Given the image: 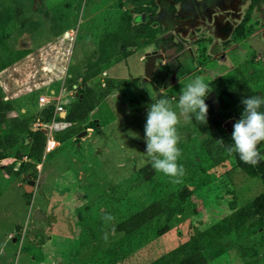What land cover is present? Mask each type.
<instances>
[{
  "label": "rangeland",
  "instance_id": "374dc122",
  "mask_svg": "<svg viewBox=\"0 0 264 264\" xmlns=\"http://www.w3.org/2000/svg\"><path fill=\"white\" fill-rule=\"evenodd\" d=\"M0 2L1 7L10 11L12 21L13 18L19 22L26 20L23 28L9 33L8 42L13 50L26 49L27 52L0 71V86L6 99L14 105L12 114L23 119L41 109L40 94L51 97L47 87L57 92L64 89L70 70L89 62L90 58L98 61V42L101 39L109 42L105 30L135 29V17L130 18V26L125 21L126 15L131 17L127 4L137 11L158 10L151 0ZM203 2V14H208L212 8L224 14L222 19L228 14L224 13L226 4L238 5L235 21L238 26L227 42L217 40L215 50L209 55L215 58L217 52L231 48L234 60H221L227 67L222 64L217 67L212 64L214 61H209L212 65L205 63L208 72L205 82L230 84L244 79L263 95L264 0H259L251 11V0ZM17 10L20 14L15 13ZM168 10L172 15L173 9ZM160 16L157 23L161 19L169 20L168 16ZM223 20L224 26L229 22L233 25ZM213 23L221 30L220 21ZM146 24L149 25L145 27L146 33H131L139 47L135 55L112 65L105 64L103 69L106 78L129 81V86L113 90L79 124L68 141L57 143L44 155L37 177L33 174L29 177L35 181L34 186L27 179L24 181L23 174L17 177L6 171L14 162L13 155L0 163L3 173L0 174V264H150L189 241L197 231L207 230L230 215L234 201L237 209L247 211L248 222L207 247L204 251L207 264H264V222L253 208L254 199L263 192L259 177L252 178L241 171L234 158L223 165L213 164L203 144L207 136L197 133L193 122L184 123L183 117L178 126L181 136L178 147L182 150L178 162L186 170L182 182H170L169 177L157 173L151 166L145 153L149 106L164 97L175 107L181 89L197 77L185 80V86L181 83L168 89L161 86L159 77L143 83L141 57L148 35L154 29L150 21ZM197 33L200 48L205 51L211 48L214 39L209 37L202 23ZM225 54L229 57L227 52ZM161 65L160 62L158 66ZM104 74L102 78H94L91 85L95 87L103 82ZM113 96H120L122 103L116 104ZM73 98V93L63 90L61 101L65 109ZM222 98L228 101L226 96ZM32 128L37 129V123ZM83 131L86 133L79 136ZM263 147L261 143L259 149ZM14 166V170L19 168V164ZM183 186L190 188L193 195L188 198L184 213L169 223L168 230L164 231L167 221L160 216L133 233L116 232L121 221L170 190ZM37 210L43 218L34 217ZM105 212L114 220L105 223L101 219Z\"/></svg>",
  "mask_w": 264,
  "mask_h": 264
},
{
  "label": "trees",
  "instance_id": "16d2710c",
  "mask_svg": "<svg viewBox=\"0 0 264 264\" xmlns=\"http://www.w3.org/2000/svg\"><path fill=\"white\" fill-rule=\"evenodd\" d=\"M130 1L138 2L139 0ZM157 2V0H151V3L156 6L158 5ZM257 2L259 0H253L249 6L250 11L255 9ZM15 13L20 14L18 10ZM12 17L7 8L1 7L0 2V71L22 58V55L24 56L27 52L26 49L13 50L8 42L9 33H12L16 28H23L26 24V20L19 22V19L16 21L14 18L13 22ZM130 18V15L125 16L127 25L130 23ZM138 25L136 24L133 31L128 30L127 27L125 29L120 27V30L118 27L105 30L104 34L109 38V42L105 43L101 39L98 42L99 45L97 44V51L99 54L101 53V58H99L98 54V61L90 58L89 62L86 61L85 64H79L75 69L69 71V77L64 83L63 90L68 94L76 93L77 95H74L73 100L69 102L64 120L73 123V125L56 135L58 142L68 141L75 134V129L79 127V124L83 123L91 112L111 95L113 90L129 86V81H116L112 80V78H106L105 82L101 83L97 81L99 84L95 87L91 83L98 76L102 78L105 64L112 65L135 55L139 47H137V38L135 40L134 37L133 40L131 33L139 32V34H143V32L146 33V28L149 27L146 23ZM148 29L150 30V28ZM79 83L82 84L81 87L78 85ZM215 91L220 97L226 96L228 98V101H224L221 104L223 119L235 116H239V119H241L245 108L241 103L242 99H247L252 95L260 96L258 90H254L244 79L233 80L230 84H224L222 81L217 85ZM5 95L3 88L0 86V163H2L3 159L13 155L14 162L7 167L6 171L13 172L17 177H21L23 174L22 178L25 181L29 179L31 174L37 177V164L41 163L42 158L46 154L47 137L41 128L33 129L32 125L37 122H51L54 118L55 104L54 102H49L37 113L23 119L12 114L15 110L14 105L6 99ZM261 97L264 98V94ZM208 109L206 124L198 123L193 117L194 129L197 133L207 136L203 144L213 164L223 165L227 160L234 158L241 171L245 172L249 177H259L261 179L263 192L254 199L253 208L255 214L264 222V160L253 166L242 162L237 153L229 154L227 149L234 143L232 132L225 129L223 121H220L215 116L211 106ZM260 111L264 112V106L261 107ZM58 119L62 118L58 117ZM221 140L223 141L222 144L219 142ZM260 152L263 156L264 147ZM14 164H19L17 170H14ZM1 168L5 169L3 164H1ZM31 170L33 172H29ZM0 174H3L2 170H0ZM192 195L193 191L187 186L177 190H170L132 217L121 221V224L116 227V232L133 233L160 216H163L167 221V225L164 227V231H166L170 228L169 223L172 219L184 213L185 204ZM231 207L233 212L230 215L207 230L197 231V234L193 235L189 241L167 252L150 264H207L208 257L204 253L207 247L213 245L217 240L223 239L227 234L230 235L234 230L238 231L243 228L248 222L247 211L243 208L237 209L236 201L232 203Z\"/></svg>",
  "mask_w": 264,
  "mask_h": 264
},
{
  "label": "flooded vegetation",
  "instance_id": "af4514ba",
  "mask_svg": "<svg viewBox=\"0 0 264 264\" xmlns=\"http://www.w3.org/2000/svg\"><path fill=\"white\" fill-rule=\"evenodd\" d=\"M157 1L158 10L155 12L148 10L137 11L135 8H133L132 5L127 4L128 9L130 10L131 18L135 17L136 24H145L146 22L150 21L151 25L154 28L151 29V35H148L146 41V50L143 52L141 57L142 62L146 61L147 58H151L152 56H158L159 58H161V60L157 63L153 77L149 79V81H152V79L159 77L162 80L161 86L166 89L174 87L175 85L181 83H183V85L185 86L187 82L185 80L190 79L193 76L204 77V79H206V74L208 72L204 67H206L205 63H207L208 65L211 64L209 61H214V63L212 64L216 65L217 67H220L218 66L220 64H222L221 66L227 67L226 65H223V63H221V60L233 59L232 55L234 52L233 50H231V48L224 49L221 52H217L214 55L216 59L214 57L210 58L209 55H212L213 50H215L217 40L227 42V40H229L230 34L233 33L235 31V28L238 26H235V21L237 18L236 11L238 10V5L229 6L226 4L224 6V10H226L224 13H228L224 18L233 23L232 25L229 22L224 26L223 22L225 20H223L224 18L222 19V15L224 16L222 12L220 13L219 11H215L212 8L208 10V14L206 15L201 12L204 9L203 4H201L204 3L203 0H172L170 2L169 0ZM252 2L253 0H251V3ZM176 5H178L177 9L174 8ZM169 7L173 9V12L171 13L172 15H169ZM230 14L232 16H229ZM159 15H161L160 17L168 16L169 20L164 21V19H161L160 22L157 23V17ZM215 20L220 21L219 27L221 30H219L214 25L213 22ZM201 23L202 27L204 26L205 30H208L209 37L214 39L213 44L211 45L212 47L208 48V50L206 51L200 48L197 42V27L200 26ZM223 27L225 29L222 30ZM219 35H221V37H219ZM185 37L190 38V41ZM152 49H155V51H151ZM225 52L229 54V57L226 56ZM205 59H207L206 62ZM160 62L162 63V65L158 66ZM261 64H264V50L261 51ZM105 78L106 75L104 74L103 82L105 81ZM141 80L144 83L145 77L143 76ZM208 84L211 90L209 94L212 92L215 93V99L219 102V112L221 114V104L225 100L216 93L215 88L218 84H216L215 81L208 82ZM258 92L261 91L258 90ZM73 95L77 94L74 93ZM207 96L205 98V102L208 107L211 106L214 111V106L212 102L208 100ZM214 114L218 118L217 112L214 111ZM237 117L239 116L223 119L221 114L222 119H218L220 121H223V126L225 127L224 124L226 123V121ZM27 181L32 180L27 179Z\"/></svg>",
  "mask_w": 264,
  "mask_h": 264
},
{
  "label": "clouds",
  "instance_id": "9594fccd",
  "mask_svg": "<svg viewBox=\"0 0 264 264\" xmlns=\"http://www.w3.org/2000/svg\"><path fill=\"white\" fill-rule=\"evenodd\" d=\"M210 91L204 77H197L181 89L175 107L171 100L162 97L148 108L145 153L152 168L169 177L174 184L181 183L186 175L184 166L178 162L182 156V150L178 147L181 141L178 131L181 117L184 123H191L194 117L198 123L206 124L209 109L205 98ZM241 103L245 108L242 118L233 125L234 143L227 151L229 154L237 153L242 162L255 166L264 160L259 149L261 143H264V112L260 111L264 106V98L252 95L242 99ZM219 142L223 143L222 140ZM101 219L107 223L114 220V217L105 212Z\"/></svg>",
  "mask_w": 264,
  "mask_h": 264
},
{
  "label": "built area",
  "instance_id": "2783aa9c",
  "mask_svg": "<svg viewBox=\"0 0 264 264\" xmlns=\"http://www.w3.org/2000/svg\"><path fill=\"white\" fill-rule=\"evenodd\" d=\"M47 92H50V89L47 88ZM62 92L63 89L61 88L59 92L55 93L53 92L51 97H47L46 95L39 96L38 100L42 107H45L48 105L49 102H54L55 104V112H54V118L49 123H41L37 122L38 128H41V130H45V135L47 137L46 142V149L45 153L50 152L55 145H57L58 141L56 139V135L60 132H63L67 130L69 127L73 125V123L68 122L64 120V117L61 115L63 113H66V109L64 108L62 104ZM58 117H61L62 119H58Z\"/></svg>",
  "mask_w": 264,
  "mask_h": 264
},
{
  "label": "water",
  "instance_id": "95a60500",
  "mask_svg": "<svg viewBox=\"0 0 264 264\" xmlns=\"http://www.w3.org/2000/svg\"><path fill=\"white\" fill-rule=\"evenodd\" d=\"M151 51H155V49H152ZM161 60V58H159L158 56H152L151 58H147L146 61L143 62V69H144V77H145V82H148L149 79H151L153 77V74L155 72L157 63ZM260 96H262V93L259 92ZM208 100L212 102L213 106H214V111L217 112V116L218 118L221 120V114L219 112V102L215 99V93L212 92L207 96ZM114 101L116 102V104H121L122 103V98L120 96H115L114 97ZM62 117L66 116V113H63L61 115ZM239 119V117L237 118H232L229 119L228 121H226L225 128L229 131L232 132L233 131V125L236 123V121ZM43 132H45V130H42ZM86 131H83L81 134H79V136H81L82 134H85ZM28 183L30 185L35 184V181H28ZM28 191V188H27ZM34 217L36 219H41L44 216L41 214V212L39 210H37L34 213Z\"/></svg>",
  "mask_w": 264,
  "mask_h": 264
},
{
  "label": "crops",
  "instance_id": "0c3cea01",
  "mask_svg": "<svg viewBox=\"0 0 264 264\" xmlns=\"http://www.w3.org/2000/svg\"><path fill=\"white\" fill-rule=\"evenodd\" d=\"M50 92L52 93L53 91L52 90H50ZM43 107L41 106V109H42ZM58 144H60V142H58ZM40 166H41V164L40 163H38L37 164V172H38V169H40Z\"/></svg>",
  "mask_w": 264,
  "mask_h": 264
}]
</instances>
